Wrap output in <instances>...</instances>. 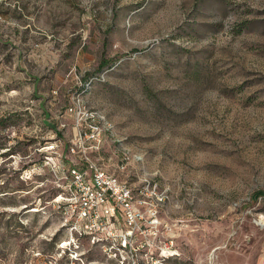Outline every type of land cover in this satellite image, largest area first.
<instances>
[{"label":"rangeland","instance_id":"374dc122","mask_svg":"<svg viewBox=\"0 0 264 264\" xmlns=\"http://www.w3.org/2000/svg\"><path fill=\"white\" fill-rule=\"evenodd\" d=\"M123 152L169 194L166 264L264 263V0H0V264H116L56 198Z\"/></svg>","mask_w":264,"mask_h":264},{"label":"built area","instance_id":"2783aa9c","mask_svg":"<svg viewBox=\"0 0 264 264\" xmlns=\"http://www.w3.org/2000/svg\"><path fill=\"white\" fill-rule=\"evenodd\" d=\"M66 114L76 118L77 129L89 125L76 141H91L90 152L101 153L106 130L98 126L100 115L74 102ZM95 156L85 153L67 169L65 197L56 198L69 206L75 249L87 241L116 264H166L175 256L174 233L162 216L167 190L151 177L136 176L130 169L131 156L125 152L108 158L110 169ZM76 250L74 260L82 262Z\"/></svg>","mask_w":264,"mask_h":264},{"label":"trees","instance_id":"16d2710c","mask_svg":"<svg viewBox=\"0 0 264 264\" xmlns=\"http://www.w3.org/2000/svg\"><path fill=\"white\" fill-rule=\"evenodd\" d=\"M108 64V62H104L101 64V68H103L104 66H106Z\"/></svg>","mask_w":264,"mask_h":264},{"label":"bare ground","instance_id":"6f19581e","mask_svg":"<svg viewBox=\"0 0 264 264\" xmlns=\"http://www.w3.org/2000/svg\"><path fill=\"white\" fill-rule=\"evenodd\" d=\"M37 209L35 208L34 211H36ZM65 245V244H64ZM61 247V246H60Z\"/></svg>","mask_w":264,"mask_h":264}]
</instances>
